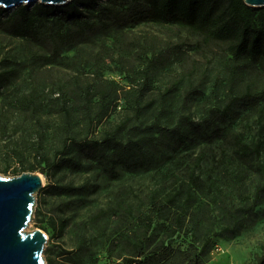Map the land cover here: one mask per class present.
I'll use <instances>...</instances> for the list:
<instances>
[{
  "label": "rangeland",
  "instance_id": "rangeland-1",
  "mask_svg": "<svg viewBox=\"0 0 264 264\" xmlns=\"http://www.w3.org/2000/svg\"><path fill=\"white\" fill-rule=\"evenodd\" d=\"M117 4L100 0L84 21L99 25L103 9ZM6 17L0 12V21ZM58 28L51 21L40 30L50 36ZM2 70L17 76L0 89V176L42 175L29 230L44 229L47 264H125L157 250L161 259L175 251L195 257L207 240L206 264L260 263L264 120L243 104L231 119H220L234 84L238 92L264 84L247 61L236 62L225 46L185 28L146 20L88 31L55 56L49 42L0 27ZM110 82L118 95L104 104L101 90ZM111 131L126 151L141 147L146 162L137 155L127 168L110 148L86 149ZM235 134L263 143L253 167L233 158L225 140ZM45 159L62 167L46 176ZM70 159L80 167L66 165ZM192 170L204 182L201 190L189 182ZM65 186L74 190L60 191Z\"/></svg>",
  "mask_w": 264,
  "mask_h": 264
},
{
  "label": "trees",
  "instance_id": "trees-1",
  "mask_svg": "<svg viewBox=\"0 0 264 264\" xmlns=\"http://www.w3.org/2000/svg\"><path fill=\"white\" fill-rule=\"evenodd\" d=\"M100 0H73L65 6H51L36 4L34 6H20L11 14L4 9L0 12L6 14L4 21H0L2 30L10 36L38 41L42 44L50 43L53 55H58L65 48L70 47L88 31L107 30L111 25L125 28L130 24H137L142 21H151L157 25H176L185 28L191 33L204 38L210 43L220 44L226 47L227 52L236 62L247 61L255 70L264 74V8L247 6L243 0H116V6L109 5L99 15V25H90L85 19L86 12L90 7ZM59 23L58 30L50 35L44 36L40 28L45 22ZM112 21V23H109ZM68 25V27H65ZM76 28H72V27ZM44 41H47L43 43ZM236 73L233 75L234 77ZM14 70L0 71V89L16 78ZM237 81V78L235 79ZM115 82H110L106 89L101 90L102 102L115 96L118 91ZM238 92L237 84L231 88V97L221 114V121L225 122L236 115L239 104H243L258 115L260 123L264 120V84L257 86L255 82L249 83ZM106 108V107H105ZM103 111V109H102ZM141 112V111H140ZM264 128V124H262ZM118 129H122L121 127ZM117 131L108 132L102 141H89L85 144L87 150L97 153L110 148L118 156L115 163L129 168L131 161L139 155L142 162L146 157L141 147L135 149L130 147L126 151V145L117 140ZM195 134L207 139V133L201 128L195 129ZM231 146L233 158L236 162L247 167H253L261 157V141L247 144L242 137L235 134L225 140ZM109 161L108 156H104ZM47 168H41V173L50 176L49 170L60 169L59 164L51 163L45 159ZM66 165L80 167V163L68 160ZM34 169V167H32ZM25 170L18 172L19 176ZM7 172V170H4ZM190 184L201 190L204 182L195 176L192 170L189 176ZM67 193L73 191L71 186L59 188ZM73 189V190H72ZM42 192V191H41ZM38 194V206L40 205ZM41 228V221L37 222ZM53 230L57 226L50 224ZM64 224L59 228L62 233ZM43 229V228H41ZM44 230V229H43ZM58 230V229H57ZM209 240L195 257L186 252L175 251L168 257L164 252L157 250L147 255L139 254L136 259L129 258L125 264H206L203 256L207 252ZM259 264H264V257Z\"/></svg>",
  "mask_w": 264,
  "mask_h": 264
},
{
  "label": "water",
  "instance_id": "water-1",
  "mask_svg": "<svg viewBox=\"0 0 264 264\" xmlns=\"http://www.w3.org/2000/svg\"><path fill=\"white\" fill-rule=\"evenodd\" d=\"M73 0H0L8 11L36 4L65 6ZM247 6L264 8V0H243ZM44 187L42 175L24 172L12 178L0 176V264H47L44 250L48 237L41 229L30 231Z\"/></svg>",
  "mask_w": 264,
  "mask_h": 264
}]
</instances>
